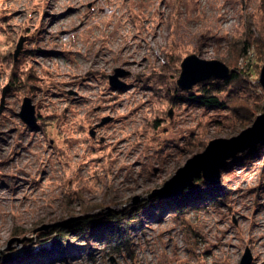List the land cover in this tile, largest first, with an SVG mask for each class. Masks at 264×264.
<instances>
[{"label":"rangeland","instance_id":"obj_1","mask_svg":"<svg viewBox=\"0 0 264 264\" xmlns=\"http://www.w3.org/2000/svg\"><path fill=\"white\" fill-rule=\"evenodd\" d=\"M192 54L251 76L221 84L225 107L178 101ZM263 64L264 0H0V264H241L247 249L264 264L262 144L228 160L220 197L154 208L129 249L55 230L136 204L214 145L253 142L238 111L264 113Z\"/></svg>","mask_w":264,"mask_h":264},{"label":"trees","instance_id":"obj_2","mask_svg":"<svg viewBox=\"0 0 264 264\" xmlns=\"http://www.w3.org/2000/svg\"><path fill=\"white\" fill-rule=\"evenodd\" d=\"M249 48L250 42L246 41L242 55H244V53L247 54ZM250 70V67L248 70H244V68L239 69L237 67L231 68V73L228 78L213 79L208 82H202L199 85V92H194L192 89L182 90L179 87H175L176 91L181 94L177 100L181 102L195 101L209 107H225V101L218 95V93L223 89L221 84H226L228 86L235 85V87L242 86L243 84L245 85L246 83H244V81L247 82L251 76ZM239 109L240 111H238V113H240L241 119L246 120L251 118L252 121L250 122H254L255 112L250 111L248 106H239ZM256 150H264V145H258L252 149V152ZM221 187L222 185L220 184L216 185L208 183L202 178H198L193 188H187L181 197L169 200L172 201V203H169L168 209H174L178 212H182L184 211V204L187 205L194 203L192 205H195L196 202L198 203L204 199L218 198L222 194L220 191ZM153 190L154 188L147 191L148 196L136 204H131L122 210H112L105 214L92 215L89 216V218H83V220L70 225H59V227H56L55 230H63L65 233H75L79 236H85L88 241H91L93 236L100 234V236L105 239L108 246H113L115 248L124 246L125 248H128L131 245V233L133 230L139 228L140 225L148 220V216L153 212V209L161 206L164 202V199H162L159 195L149 194ZM53 233H55V231H53ZM88 248L91 249L90 246Z\"/></svg>","mask_w":264,"mask_h":264},{"label":"water","instance_id":"obj_3","mask_svg":"<svg viewBox=\"0 0 264 264\" xmlns=\"http://www.w3.org/2000/svg\"><path fill=\"white\" fill-rule=\"evenodd\" d=\"M23 44L24 37H22L17 44L15 57L19 55L23 48ZM230 73L231 67L227 63L217 59H202L197 55L192 54L184 58L181 63V72L177 80V85L182 90H190L192 87H194V85L205 80L212 78H228ZM123 74H125L124 70L117 69L116 73L110 76V84L113 87L124 85L118 79V77ZM259 83L264 89V64L260 72ZM19 116L32 129H36L38 127L36 107L32 103V99L30 97L24 98ZM110 119V117L105 118L103 122L109 121ZM250 130L252 132L248 135V137L251 138L254 135L257 136L253 142L246 143L244 145H239V142L228 145H214L206 152L196 154L178 170L169 184L161 188H156L150 195H153L159 191L158 195L164 199V201L179 198L183 195L187 188H193L195 186L198 178H202L208 183L216 185L221 184L222 170L228 160L235 158L239 153L246 151L257 144L264 145V113H261L257 116ZM232 139L237 138L234 137ZM60 224L61 222L57 223L56 225ZM253 259L254 257L252 252L250 249H247L243 255L241 264H251Z\"/></svg>","mask_w":264,"mask_h":264},{"label":"bare ground","instance_id":"obj_4","mask_svg":"<svg viewBox=\"0 0 264 264\" xmlns=\"http://www.w3.org/2000/svg\"><path fill=\"white\" fill-rule=\"evenodd\" d=\"M152 188H154V187H152Z\"/></svg>","mask_w":264,"mask_h":264}]
</instances>
